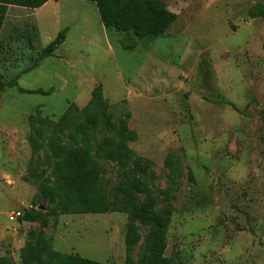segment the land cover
Segmentation results:
<instances>
[{"label": "rangeland", "instance_id": "rangeland-1", "mask_svg": "<svg viewBox=\"0 0 264 264\" xmlns=\"http://www.w3.org/2000/svg\"><path fill=\"white\" fill-rule=\"evenodd\" d=\"M161 1L177 18L153 40L123 27L115 2L120 32L105 29L89 0H52L30 18L7 17L0 38L2 264H47L52 249L126 264L132 217L149 198L148 213L170 214L160 250L171 264H264V0ZM61 31L55 55L25 71ZM132 38L137 46L125 49ZM17 76L16 85H1ZM99 84L123 129L113 141L99 102L82 111ZM103 139V153L113 158L96 160L111 208L63 213L58 149L91 145L95 153ZM18 206L43 210L47 225L9 221ZM135 225L137 261L149 253L153 224L138 218Z\"/></svg>", "mask_w": 264, "mask_h": 264}, {"label": "trees", "instance_id": "trees-1", "mask_svg": "<svg viewBox=\"0 0 264 264\" xmlns=\"http://www.w3.org/2000/svg\"><path fill=\"white\" fill-rule=\"evenodd\" d=\"M49 0H0V34L3 27L8 8L10 5L22 6L27 8L36 9L43 6ZM96 3L101 21L105 29L109 31L120 32L119 26H114V15L112 13L113 2L118 5L120 16L119 21L124 25L123 27L131 29L136 36L146 40L156 39L161 34L165 33L175 22L177 14L170 11L161 0H89ZM262 9L263 3L258 4ZM65 39V31H61L58 36L48 44L40 53L36 62L25 71L31 68L37 67L42 60L47 57L55 55L59 45ZM130 42H123L125 49H134L138 41L134 38L129 40ZM18 76L14 78L9 84H3L2 86L16 85ZM24 93H39L49 95L53 92V89L44 90L38 89H20ZM221 101H224L223 95L219 94ZM99 102L103 108V115L105 116V125L108 133H110V141H113L117 137V133L123 132V129L116 126L111 118L109 112V101L103 95L102 86L99 84L92 91V97L89 103L82 109V111H88L92 108L93 103ZM75 104V103H74ZM73 103L71 105H74ZM70 105V107H72ZM67 108V113L70 110ZM74 107H77L76 105ZM66 114V113H65ZM121 122L126 125L125 120ZM130 137L135 138V133L130 132ZM106 137V136H105ZM108 139H103L101 145H97L95 153L91 145L85 149H64L59 148L58 154L64 153L62 156L65 158L60 159L57 162L59 168L63 170V188L59 193V209L63 213H106L111 208V202L101 187L100 174L103 172V166L96 160L97 157L103 156L106 158H113L111 151H104V146L109 143ZM33 155L36 153V144H33ZM108 151V152H107ZM135 185V184H133ZM131 187H133L131 185ZM135 189L143 191L139 186L135 185ZM152 198L147 200L146 205L142 209H136L129 231L126 235L127 243V255L126 264H171V259L162 255L160 246L164 241V237L168 230L170 222V214L168 212L162 215L158 213H148V206L152 204ZM128 202L126 204V207ZM23 220L29 222H36L40 220L41 226L45 227L48 223V218L43 210L27 209ZM21 217L20 219H22ZM138 218H142L145 221L153 224V231L147 241L149 247V253L143 255L139 260H135L133 253L135 250V244L138 241V233L135 225V221ZM44 229L41 228L37 232V246L38 252L40 245L44 239ZM47 245V242L45 243ZM3 259L0 258V264ZM34 264V263H33ZM42 264V263H39ZM47 264H112L107 262L96 261L90 258L81 256L78 253L61 252L56 249L50 250L47 257Z\"/></svg>", "mask_w": 264, "mask_h": 264}, {"label": "crops", "instance_id": "crops-1", "mask_svg": "<svg viewBox=\"0 0 264 264\" xmlns=\"http://www.w3.org/2000/svg\"><path fill=\"white\" fill-rule=\"evenodd\" d=\"M50 1L52 0H49L47 3H45L43 6L39 7V8H36V9H32V8H27V7H22V6H16V5H10L9 8H8V12H7V15H6V18H5V21H4V24H3V27L1 29V34H0V38L2 37V34H3V31L7 28V24H6V20H7V17L10 15V13H12V11H14L15 13H23L25 15L26 18H30V16L32 15H36L37 11L43 7H45V5H47ZM17 15V14H16ZM24 22H27V21H24ZM52 57V56H51ZM18 83V82H17ZM64 88H65V85H64ZM35 89H38V88H35ZM53 89V88H52ZM33 90V89H31ZM44 90H47V89H44ZM54 92V90H53ZM52 92V93H53ZM64 94H65V90H63ZM51 93V94H52ZM50 95V94H49ZM81 100H79L80 102ZM76 102H78V100H76ZM18 208H20L18 206ZM17 208V209H18ZM12 210V209H11ZM11 210H9L8 212V215L9 213L11 212ZM24 210L26 212L27 208L24 207ZM10 221V220H9ZM13 222V221H11ZM16 222V221H15ZM24 223H28V224H31L29 221H23V223L21 225H24ZM13 233V232H12Z\"/></svg>", "mask_w": 264, "mask_h": 264}, {"label": "built area", "instance_id": "built-area-1", "mask_svg": "<svg viewBox=\"0 0 264 264\" xmlns=\"http://www.w3.org/2000/svg\"><path fill=\"white\" fill-rule=\"evenodd\" d=\"M25 214V210L24 207L22 206V208H18L14 211H12L11 213H9L8 217L10 221H18L21 217H23Z\"/></svg>", "mask_w": 264, "mask_h": 264}, {"label": "water", "instance_id": "water-1", "mask_svg": "<svg viewBox=\"0 0 264 264\" xmlns=\"http://www.w3.org/2000/svg\"><path fill=\"white\" fill-rule=\"evenodd\" d=\"M40 209H43V206L42 207H40ZM27 211V210H26Z\"/></svg>", "mask_w": 264, "mask_h": 264}]
</instances>
